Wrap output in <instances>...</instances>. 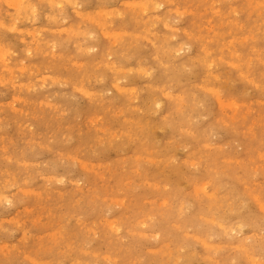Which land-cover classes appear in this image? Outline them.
<instances>
[{
	"label": "rangeland",
	"instance_id": "374dc122",
	"mask_svg": "<svg viewBox=\"0 0 264 264\" xmlns=\"http://www.w3.org/2000/svg\"><path fill=\"white\" fill-rule=\"evenodd\" d=\"M12 1L0 0V264H264V0Z\"/></svg>",
	"mask_w": 264,
	"mask_h": 264
},
{
	"label": "bare ground",
	"instance_id": "6f19581e",
	"mask_svg": "<svg viewBox=\"0 0 264 264\" xmlns=\"http://www.w3.org/2000/svg\"><path fill=\"white\" fill-rule=\"evenodd\" d=\"M13 1H14V0H13ZM13 1H12V4L15 2V1H14V2H13ZM16 1H18V0H16ZM27 1H28V0H27ZM40 1H42V0H40ZM43 1L46 2L47 0H46V1L43 0ZM55 1H56V0H55ZM58 1H59V0H57V2H58ZM62 1H63V0H62ZM66 1L68 2V0H66ZM66 1H65V2H66ZM132 1H133V0H132ZM138 1H139V0H138ZM138 1H137V2H138ZM140 1H141V0H140ZM140 1H139V2H140ZM146 1H147V0H145V3H144V1H141V2H143V4H141V5H142V6H144V4L146 5ZM152 1H153V0H152ZM216 1H217V0H216ZM252 1H253V0H252ZM31 2H32V1H31ZM70 2H73V1L70 0ZM70 2H69V3H70ZM74 2H75V1H74ZM74 2H73V3H74ZM127 2H128V1H127ZM153 2H155V1H153ZM169 2H170V1H169ZM173 2H174V1H173ZM248 2H249V1H248ZM250 2H251V1H250ZM22 3H23V2H22ZM22 3H21V4H22ZM39 3H40V2H39ZM49 3H50V2H49ZM59 3H60V2H59ZM62 3H63V2H62ZM62 3H61V5H63ZM251 3H252V2H251ZM260 3H261V1H260ZM56 4H57V3H56ZM75 4H76V3H75ZM75 4H74V5H75ZM127 4H128V3H127ZM130 4H131V3H130ZM147 4H148V3H147ZM158 4H159V2H158ZM158 4H157L156 6L159 7ZM162 4H163V2H162ZM10 5H11V4H10ZM14 5H17V6H18V3L15 2ZM14 5H12V6H14ZM27 5H28V4H27ZM27 5H26V6H27ZM51 5H52V1H51ZM54 5H55V3H54ZM59 5H60V4H59ZM70 5H73V4L70 3ZM79 5H81V4H79ZM103 5H104V4H103ZM137 5H138V7L140 6L139 4H137ZM153 5H154V3H153ZM248 5H249V4H248ZM21 6L24 7L25 4H23V5H21ZM29 6H30V4H29ZM33 6H34V5H33ZM75 6H76V5H75ZM100 6H101V5H100ZM131 6H132V5H131ZM133 6H135V11H136V5H135V3L133 4ZM142 6H141V9H142V8L144 9V7H142ZM146 6H147V5H146ZM149 6H150V5H149ZM258 6H259V5H258ZM14 7L16 8V6H14ZM23 7H21V8H23ZM27 7H28V6H27ZM78 7H79V6H78ZM151 7H152V6H151ZM154 7H155V6H153V8H154ZM160 7H161V5H160ZM160 7H159V8H160ZM255 7H257L256 4H255ZM255 7H254V8H255ZM76 8H77V7H76ZM79 8H80V7H79ZM145 8H146V7H145ZM234 8H235V6H234ZM23 9H25V7H24ZM28 9H29V8H28ZM58 9H59V8H58ZM62 9H64V8H62ZM111 9H112V8H111ZM111 9H110V11H111ZM143 9H142V10H143ZM146 9H147V10H150V9L152 10V8L149 9V7L146 8ZM146 9H145V12H146ZM191 9H192V8H191ZM16 10H17V9H16ZM18 10H20V9H18ZM73 10H74V9H73ZM98 10H99V9H98ZM115 10H116V9H115ZM120 10H121V9H120ZM120 10H118V13H119L120 16H123L124 14H123V12H122V13L119 12ZM131 10H132V9H131ZM155 10H156V9H155ZM218 10H219V9H218ZM232 10H233V9H232ZM32 11H33V10H31V14H32ZM61 11H62V10H61ZM77 11H79V10H77ZM95 11H96V10H95ZM104 11H105V10L103 9V12H104ZM121 11H122V10H121ZM139 11H140V8H139ZM139 11H137V12H139ZM175 11H177V10H175ZM184 11H185V10L179 12V10H178V11H177V14L180 13V15H184V14H182ZM251 11H252V10H250V12H251ZM35 12H36V11H35ZM96 12H97V11H96ZM101 12H102V11H101ZM103 12H102L101 14H103ZM142 12H143V11H142ZM145 12H144V13H145ZM260 12H261V10H260ZM18 13H19V12H18ZM62 13H63V11H62ZM104 13H105V12H104ZM185 13H186V12H185ZM258 13H259V12H258ZM35 14H36V13H35ZM77 14H78V13H77ZM101 14H100V15H101ZM105 14H106V13H105ZM112 14H113V13H112ZM112 14H111V15H112ZM121 14H123V15H121ZM217 14H218V13H217ZM250 14H251V13H250ZM259 14H260V13H259ZM16 15H18V14L16 13ZM16 15H15V17H17ZM28 15H29V14H28ZM33 15H34V13H33ZM142 15H143V14H142ZM180 15L178 14V17H177V18L174 17V18H175V19H178ZM35 16L38 17L37 15H35ZM59 16H60V15H59ZM101 16H102V15H101ZM101 16H99V17H101ZM112 16H113V15H112ZM115 16H117V14H116V15L114 14V17H115ZM11 17H12V16H11ZM30 17H31V16H30ZM36 17H35L33 20H35ZM52 17H53V16H52ZM54 17H55V16H54ZM106 17H107V16H106ZM155 17H156V15H155ZM159 17H160V16H159ZM49 18H50V17H49ZM56 18H58V17H56ZM56 18H52V19H54V21L56 22V20H55ZM102 18H104V17H102ZM18 19H20V18H18ZM59 19H60V18H59ZM63 19H65V18H63ZM85 19H86V18H85ZM112 19H113V18H112ZM112 19H110V20H112ZM179 19H181V18H179ZM210 19H211V18H210ZM20 20H22V19H20ZM36 20H38V19H36ZM61 20H62V19H61ZM83 20H84V19H83ZM99 20H100V19H99ZM158 20H159V18L157 19V21H158ZM14 21H15V20H14ZM63 21L65 22V20H63ZM89 21H90V19H89ZM91 21H92V20H91ZM93 21H94V19H93ZM93 21H92L91 23H93ZM145 21H146V20H145ZM145 21H144V22H145ZM147 21H148V20H147ZM21 22H22V21H21ZM31 22H32V21H31ZM96 22H97V21H96ZM101 22H103V21H101ZM111 22H112V21H111ZM177 22H178V21H177ZM236 22L238 23V21H236ZM79 23H80V22H79ZM79 23H78V24H79ZM0 24H1V23H0ZM80 24H81V23H80ZM158 24H159V23H158ZM241 24H242V23H241ZM17 25H18V24H16V26H17ZM100 25H101V27H104V24H99V23H98V27H100ZM166 25H167V24H166ZM71 26H72V25H70V27H71ZM151 26H153V25H151ZM10 27H12L11 24H10L9 28H10ZM42 27H43V26H42ZM76 27H77V26H76ZM106 27H107V26H106ZM106 27H104V28L106 29ZM153 27H155V26H153ZM209 27H210V26H209ZM15 28H16V27H14V29H13L14 31L17 29V28L15 29ZM43 28H44V27H43ZM61 28H62V27H61ZM71 28H72V27H71ZM149 28H150V27H149ZM178 28H179V27H178ZM10 29H11V28H10ZM10 29H9V30H10ZM40 29H42V28H40ZM40 29H39V30H40ZM66 29H67V28H66ZM66 29H65V30H66ZM101 29H103V28H101ZM172 29H174V27H173ZM175 29H176V28H175ZM211 29H212V28H211ZM50 30H51V29H50ZM70 30H71V29H70ZM70 30H69L68 32H70ZM73 30H74V28H73ZM259 30H260V29H259ZM11 31H12V29H11ZM17 31H18V30H17ZM28 31H29V30H28ZM28 31H27V32H28ZM59 31H60V29H59ZM81 31H82V30H80V33H81ZM85 31H86V30H85ZM85 31H84V32H85ZM88 31H89V30H88ZM88 31H87V32H88ZM102 31L106 32L105 34L107 35V32H108V31H105V30H102ZM123 31H124V30H123ZM146 31H147V30H146ZM146 31H145V32H146ZM162 31H163V30H162ZM30 32H31V31H30ZM33 32H34V31L32 30V34H33ZM38 32H39V31H38ZM41 32H42V31H40V33H41ZM73 32H74V31H73ZM73 32L71 33L72 35H73ZM75 32H76V31H75ZM75 32H74V34L77 35L78 32H76V33H75ZM87 32H86V35H87ZM104 32H103V33H104ZM113 32H114V31H113ZM121 32H122V31H121ZM121 32H120V34H121ZM149 32H152V31H149ZM154 32H155V31H154ZM158 32H159V31H158ZM34 33H36V32H34ZM91 33H92V32H91ZM111 33H112V32H111ZM125 33H126V32H124V34H125ZM162 33H163V32H162ZM177 33H178V32H177ZM189 33H190V32H189ZM67 34H68V33H67ZM89 34H90V33H89ZM89 34H88V35H89ZM93 34H95L94 31H93ZM96 34H97V33H96ZM112 34H113V33H112ZM117 34H119V33H117ZM126 34L128 35V33H126ZM135 34H136V33H134V36H135V39H136L137 34H136V35H135ZM153 34H154V33H153ZM170 34H171V33H170ZM190 34H191V33H190ZM225 34H226V33H225ZM34 35H35V34H34ZM75 35H74V36H75ZM82 35H84V34H82ZM90 35H91V34H90ZM115 35H116V34H115ZM129 35H130V32H129ZM163 35H164V34H163ZM165 35H166V34H165ZM165 35H164V36H165ZM174 35H175V34H174ZM219 35H220V34H219ZM68 36H69V34H68ZM139 36H140V35H138V37H139ZM144 36H146V35H144ZM164 36H163L162 38H164ZM190 36H191V35H190ZM37 37H38V36H37ZM66 37H67V36H66ZM96 37H97V36H95V38H96ZM110 37H111V36H110ZM113 37H114V36H113ZM166 37H167V36H166ZM174 37H175V36H174ZM188 37H189V36H188ZM203 37H204V36H203ZM248 37H249V36H248ZM251 37H253V36H251ZM70 38H71V36H70ZM89 38H90V37H89ZM92 38H93V37H92ZM115 38H116V37H115ZM115 38H114V39H115ZM145 38H146V37H145ZM156 38H157V37H156ZM156 38H154V40H156ZM162 38H160V39H162ZM167 38H168V37H167ZM170 38H171V36H170ZM201 38H202V37H201ZM253 38H254V37H253ZM23 39H24V38H23ZM148 39L150 40V38H146V40H148ZM246 39H247V38H246ZM255 39H256V38H255ZM58 40H59V39H58ZM128 40H129V39H128ZM138 40H139V38H138ZM138 40H137V42H139ZM154 40H153V41H154ZM211 40H213V39L211 38ZM240 40H241V39H240ZM243 40H245V39H243ZM37 41H38V40H37ZM46 41H47V40H45V42H46ZM53 41H54V40H53ZM59 41H60V40H59ZM64 41H65V40H64ZM112 41H114V40H112ZM125 41H127V40H125ZM156 41H157V40H156ZM156 41H155V42H156ZM162 41H163V40H162ZM231 41H232V40H230V42H231ZM235 41H236V40H235ZM38 42H39V41H38ZM85 42H86V41H85ZM155 42H154V43H155ZM232 42H233V41H232ZM232 42H231V44H232ZM154 43H153V44H154ZM162 43H163V42H162ZM51 44H52V43H51ZM134 44H135V43H134ZM229 44H230V43H229ZM55 45H56V44H55ZM184 45H185V44H184ZM3 46H4V44H3ZM131 46H132V45H130V47H131ZM182 46H183V44H182ZM173 47H174V46H173ZM189 47H190V46H189ZM189 47H188V48H189ZM203 47H204V46H203ZM8 48H9V47H8ZM55 48H56V46H55ZM94 48H95V47H94ZM160 48H161V47H160ZM176 48H177V47H176ZM182 48H183V47H182ZM222 48H223V47H222ZM6 49H7V48H6ZM50 49H51V48H50ZM53 49H54V47H53ZM87 49H89V48H87ZM168 49H169V47H168ZM170 49H171V47H170ZM179 49H180V47H179ZM251 49H252V48H251ZM261 49H262V48H261ZM0 50H2V49H0ZM9 50H10V49H9ZM9 50H8V51H9ZM90 50H92V47H91ZM94 50H95V49H94ZM171 50H172V49H171ZM180 50H181V49H180ZM180 50H177L176 53H178V51H180ZM182 50H183V49H182ZM190 50H191V49H190ZM202 50H204V49L202 48ZM213 50H214V49H213ZM254 50H255V49H254ZM4 51H5V50H4ZM11 51H12V50H11ZM28 51L30 52V50H28ZM35 51H36V49H35ZM172 51H173V50H172ZM204 51H205V50H204ZM1 52H2V51H1ZM6 52H7V50H6ZM12 52H13V51H12ZM123 52H124V51H123ZM163 52H164V51H163ZM187 52H188V50H187ZM210 52H211V50H210ZM263 52H264V51H263ZM8 53H9V52H8ZM47 53H48V52H47ZM111 53H112V52H110V55H111ZM171 53H172V52H171ZM205 53H206V52H205ZM207 53H208V52H207ZM1 54H3V52H2ZM28 54H29V53H28ZM131 54H134V53H131ZM166 54H167V53H166ZM232 54H233V53H232ZM30 55H32V54H30ZM110 55H108V57H109ZM134 55H135V54H134ZM175 55H176V54H175ZM175 55L173 56L174 58H175ZM126 56L129 57L130 55H129V56L126 55ZM4 58H5V57H4ZM124 58H126L125 55H124ZM129 58H130V57H129ZM129 58H128V59H129ZM144 58H145V57H144ZM174 58H173V59H174ZM220 58H221V56H220ZM0 59H1V58H0ZM5 59H6V58H5ZM24 59H25V58H24ZM69 59H70V58H69ZM126 59H127V58H126ZM238 59H239V58H238ZM1 60H2V59H1ZM130 60H131V59H130ZM222 60H224V59H222ZM250 60H251V59H250ZM5 61H6V60H5ZM5 61H4V62H5ZM111 61H112V60H111ZM7 62H8V61H7ZM23 62H24V61H23ZM96 62H97V61H96ZM232 62H233V61H232ZM232 62H231V63H232ZM263 62H264V61H263ZM5 63H6V62H5ZM79 63H80V62H79ZM117 63H118V62H117ZM216 63H217V62H216ZM229 63H230V62H229ZM241 63H243V62H241ZM113 64H114V61H113ZM212 64H213V63H212ZM214 64H215V63H214ZM217 64H218V63H217ZM232 64H233V63H232ZM232 64H231V65H232ZM35 65H36V64H35ZM81 65H83V64H81ZM99 65L101 66V64H99ZM99 65H98V66H99ZM105 65L107 66L106 63H105ZM111 65H112V64H111ZM165 65H166V64H165ZM208 65H209V64H208ZM249 65H250V63H249ZM249 65H248V66H249ZM98 66H97V67H98ZM139 66H140V64H139ZM160 66H161V65H160ZM163 66H164V65H163ZM217 66H218V65H217ZM232 66H233V65H232ZM234 66H235V65H234ZM147 67H148V66H147ZM147 67H146V68H147ZM150 67H152V66H150ZM150 67H148V68H150ZM172 67H173V66H172ZM174 67H175V66H174ZM182 67H184V65H182ZM189 67H190V66H189ZM189 67H188V69H189ZM249 67H250V66H249ZM156 68H157V67H156ZM162 68H163V67H162ZM121 69H122V68H121ZM127 69H129V68H127ZM130 69H131V67H130ZM136 69H137V67H136ZM167 69H168V68H167ZM182 69H184V68H182ZM253 69H254V68H253ZM32 70H33V69H32ZM117 70H118V69H117ZM131 70H132V69H131ZM139 70H140L141 72L144 71L143 69H139ZM139 70H138V71H139ZM146 70H147V69H146ZM250 70H251V69H250ZM38 71H39V70H38ZM42 71H43V70H42ZM128 71H130V70H128ZM179 71H180V70H179ZM114 72H115V71H114ZM116 72H117V71H116ZM120 72H122V71H120ZM125 72H126V69H125ZM125 72H124V73H125ZM131 72H132V71H131ZM150 72H151V68H150L149 73H150ZM175 72H176V71H175ZM38 73H39V72H38ZM127 73L129 74V72H126L125 75H126ZM143 73H144V72H143ZM145 73L147 74V71H145ZM149 73H148V74H149ZM21 74H22V73H21ZM47 74H48V73H47ZM146 74H145V75H146ZM174 74H176V73H174ZM42 75H43V74H42ZM44 75H45V74H44ZM125 75H124V77H125ZM150 75H151V74H150ZM177 75H178V74H177ZM179 75H180V74H179ZM190 75H191V73H190ZM215 75H216V74H215ZM0 76H1V75H0ZM3 76H4V75H3ZM9 76H10V75H9ZM46 76H47V75H46ZM48 76H49V75H48ZM44 77H45V76H44ZM150 77H151V76H150ZM205 77H206V76H205ZM258 77H259V76H258ZM260 77H261V76H260ZM3 78H5V76H4ZM40 78H41V77H40ZM99 78H100V77H99ZM126 78H127V77H125V79H126ZM231 78H232V77H231ZM234 78H235V77H234ZM238 78H239V77H238ZM261 78H262V77H261ZM261 78H260V79H261ZM58 79H59V78H58ZM82 79H83V78H82ZM89 79H90V78H89ZM101 79H102V78H101ZM101 79H100V80H101ZM125 79H124V80H125ZM127 79H128V78H127ZM206 79H207V78H206ZM236 79H237V78H236ZM118 80H119V79H118ZM120 80H121V79H120ZM209 80H210V79H209ZM251 80H254V79H251ZM102 81H103V79H102ZM182 81H183V80H182ZM62 82H63V81H62ZM62 82H61V83H62ZM205 82H207V81H205ZM218 82H219V80H218ZM218 82H217V83H218ZM226 82H227V81H226ZM15 83H16V82H15ZM96 83H97V82H96ZM112 83H113V82H112ZM208 83H209V82H208ZM249 83H250V82H249ZM3 84H4V83H3ZM62 84H63V83H62ZM113 84H114V83H113ZM146 84H147V83H146ZM26 85H27V84H26ZM49 85H50V84H49ZM209 85H210V84H209ZM214 85H215V84H214ZM220 85H221V84H220ZM220 85L218 84L219 88L221 87ZM222 85H223V84H222ZM175 86H176V84H175ZM25 87H26V86H25ZM119 87H120V86H119ZM119 87H118V88H119ZM185 87H186V86H185ZM185 87H184V88H185ZM199 87H200V86H199ZM199 87H196V88H199ZM223 87H224V86H223ZM121 88H122V87H121ZM152 88H153V87H152ZM201 88H202V87H201ZM210 88H211V86H210ZM221 88H222V87H221ZM224 88H225V87H224ZM224 88H223V89H224ZM20 89H21V88H20ZM33 89H35V88H33ZM79 89H81V88H79ZM103 89H104V88H103ZM225 89H226V88H225ZM28 90H30V89H28ZM119 90H120V89H119ZM121 90H122V89H121ZM126 90H127V89H126ZM216 90H217V89H215V91H216ZM91 91H92V90H91ZM111 91H112V90H111ZM133 91H134V90H133ZM162 91H163V90H162ZM167 91H169V90H167ZM167 91H166V92H167ZM217 91H218V90H217ZM217 91H216V92H217ZM247 91H248V90H247ZM82 92H83V91H82ZM118 92H119V91H118ZM131 92H132V91H131ZM191 92H192V91H191ZM206 92H207V91H206ZM221 92H222V91H221ZM83 93H84V92H83ZM94 93H95V92H94ZM98 93H99V92H98ZM132 93H133V92H132ZM203 93H204V91H203ZM208 93H209V92H208ZM223 93H224V92H223ZM101 94H102V93H101ZM135 94H136V93H135ZM169 94H170V93H169ZM180 94H181V92H180ZM206 94H207V93H205V95H206ZM209 94H211V93H209ZM209 94H208V95H209ZM215 94H216V93H215ZM219 94H220V93H219ZM89 95H91V92L89 93ZM165 95H166V94H165ZM170 95H171V94H170ZM170 95H168V96H170ZM187 95H188V94H187ZM194 95L196 96L195 93H194ZM205 95H204V98H205ZM217 95H218V93H217ZM7 96H8V95H7ZM86 96H87V95H86ZM166 96H167V95H166ZM172 96H173V95H172ZM185 96H186V95H185ZM198 96H199V95H198ZM206 96H207V95H206ZM89 97H91V96H89ZM180 97L183 98V97H182V94H181ZM180 97H179V98H180ZM209 97H211V96H209ZM209 97H208V98H209ZM221 97H222V96H221ZM50 98H51V97H50ZM154 98H155V97H154ZM157 98H158V97H157ZM157 98H156L155 100H157ZM159 98H160V97H159ZM171 98H172V97H171ZM176 98H177V97H176ZM181 98H180V99H181ZM187 98H188V97H187ZM191 98H193V97H191ZM191 98H190V100H191ZM218 98H219V96H218ZM185 99H186V98H185ZM48 100H49V99H48ZM130 100H131V99H130ZM153 100H154V99H153ZM193 100H194V99H193ZM195 100H196V99H195ZM198 100H199V98H198ZM209 100H211V98H209ZM209 100H208V101H209ZM232 100L234 101V99H232ZM16 101H17V99H16ZM45 101H46V100H45ZM132 101H133V100H132ZM208 101H205V104H206V102H208ZM219 101H220V100H219ZM222 101H223V100H222ZM222 101H221V102H222ZM229 101H230V100H229ZM176 102H177V101H176ZM188 102H190V101H188ZM191 102H193V101H191ZM201 102H202V100H201ZM236 102H237V101H236ZM52 103H53V102H52ZM161 103H162V101H161ZM234 103H235V102H234ZM2 104H3V103H2ZM13 104H14V103H13ZM47 104H49V103H47ZM53 104H54V103H53ZM194 104H195V103H194ZM207 104H209V103H207ZM219 104H220V103H219ZM229 104H231V105H233V106H235V107L237 106V105L232 104L231 102L228 103L227 105H229ZM237 104H238V103H237ZM50 105H51V104H50ZM175 105H177V104H175ZM179 105H180V104H179ZM187 105H188V104H187ZM161 106H162V105H161ZM177 106H178V105H177ZM193 106H194V105H193ZM223 106H224V105H223ZM50 107H52V106H50ZM75 107H76V106H75ZM178 107H179V106H178ZM184 107H185V104H184ZM195 107H196V106H195ZM201 107H202V106H201ZM210 107H211V106H210ZM220 107H221V106H220ZM229 107H230V105H229ZM56 108H57V107H56ZM230 108H231V107H230ZM237 108H238V107H237ZM135 109H137V108H135ZM192 109H193V107H192ZM21 111H22V110H21ZM155 111H156V110H155ZM182 111H183V110H182ZM235 111H236V110H235ZM27 112H28V111H27ZM65 112H66V111H65ZM123 112H124V111H123ZM120 113H121V112H120ZM156 113H157V112H156ZM156 113H155V114H156ZM121 114H122V113H121ZM145 114H147V113H145ZM169 114H170V113H169ZM209 114H210V113H209ZM171 115H172V114H171ZM217 116H218V115H217ZM153 117H154V116H153ZM200 117H201V116H200ZM202 117H203V116H202ZM260 117H261V116H260ZM138 118H139V117H138ZM163 118H164V117H163ZM222 118H223V116H222ZM195 119H196V118H195ZM235 120H236V119H235ZM1 121H2V120H1ZM129 121H130V120H129ZM176 121H177V120H176ZM179 121H180V120H178L177 122L179 123ZM228 121H230V120H228ZM177 122H176V123H177ZM182 122H183V121H182ZM184 122H185V121H184ZM151 123H152V121H151ZM165 123H166V122H165ZM49 124H50V123H49ZM168 124H169V123H168ZM173 124H174V123H173ZM190 124H191V122H190ZM190 124H189V125H190ZM238 124H239V123H238ZM52 125H53V124H52ZM137 125H138V124H137ZM150 125H151V124H150ZM170 125H171V124H170ZM239 125H241V123H240ZM107 126H108V125H107ZM134 126H135V124H134ZM138 126H139V125H138ZM163 126H164V125H162L161 127H163ZM256 126H257V125H256ZM127 127H128V126H127ZM150 127H151V126H150ZM150 127H149V128H150ZM171 127H172V125H171ZM210 127H211V126H210ZM218 127H219V126H218ZM227 127H229V126H227ZM238 127H239V126H238ZM242 127H243V126H242ZM253 127H254V126H253ZM147 128H148V127H147ZM152 128H153V127H152ZM157 128H158V127H157ZM246 128H247V127H245V129H246ZM142 129H143V128H142ZM144 129H145V128H144ZM154 129H155V128H154ZM164 129H165V128H164ZM181 129H183V128H181ZM210 129H211V128H210ZM236 129H237V128H236ZM161 130H162V129H161ZM184 130H185V129H184ZM188 130H189V129H188ZM213 130H214V129H213ZM230 130H231V129H230ZM237 130H238V129H237ZM251 130H252V129H251ZM262 130H263V128H262ZM167 131H169V130H167ZM211 131H212V130H211ZM234 131H235V130H234ZM243 131H244V130H243ZM182 132H183V131H182ZM189 132H190V131H189ZM189 132H188V134H189ZM239 132H240V131H239ZM239 132H238V133H239ZM246 132H247V131H246ZM250 132H251V131H250ZM259 132H261V131H259ZM148 133H149V132H148ZM262 133H264V132H262ZM88 134H89V133H88ZM120 134H121V133H120ZM248 134H250V133L248 132ZM114 135H115V134H114ZM253 135H254V134H253ZM3 136H4V135H3ZM135 136H136V135H135ZM157 136H158V135H157ZM129 137H130V136H129ZM178 137H179V136H178ZM214 137H215V136H214ZM243 137H244V136H243ZM257 137H259V136H257ZM51 139H52V138H51ZM128 139H129V138H128ZM144 140H145V139H144ZM173 140H176V139L174 138ZM179 140H181V139H179ZM245 140H246V139H245ZM247 140H249V139H247ZM254 140H255V139H254ZM132 141H133V140H132ZM170 141H172V140H170ZM255 141H256V140H255ZM32 142H33V141H32ZM209 142H210V141H209ZM209 142H208V143H209ZM240 142H242V141H240ZM263 142H264V140H263ZM170 143H171V142H170ZM174 143H175V142H174ZM211 143H212V141H211ZM238 143H239V142H238ZM244 143H245V141H244ZM244 143H243V144H244ZM249 143H250V142H249ZM124 145H125V144H124ZM182 145H183V143H182ZM187 145H188V144H187ZM241 145H242V143H241ZM241 145L239 144V146H241ZM263 145H264V144H263ZM180 146H181V145H180ZM220 146H221V145H220ZM152 147H153V146H152ZM171 147H174V145L171 146ZM171 147H170V148H171ZM181 147H182V146H181ZM148 148H149V147H148ZM174 148H175V147H174ZM190 148H191V147H190ZM3 149H4V148H3ZM186 149H187V148H186ZM188 149H189V148H188ZM188 149H187V150H188ZM255 149H256V148H255ZM5 150H6V149H5ZM180 150H181V149H180ZM210 150H211V149H210ZM146 151H147V149H146ZM182 151H183V150H182ZM184 151H185V150H184ZM146 153H148V152H146ZM158 153H159V152H158ZM198 153H200V152H198ZM173 154H175V153H173ZM207 154H209V153H207ZM163 155H164V154H163ZM189 155H191V154L189 153ZM141 156H142V155H141ZM146 156H147V155H146ZM70 157H71V156H70ZM165 157H166V156H165ZM186 157H188V156H186ZM6 158H7V157H6ZM9 158H10V157H9ZM74 158H75V157H74ZM74 158H73V159H74ZM140 158H141V157H140ZM177 158H178V157H177ZM137 159H139V158H137ZM164 159H165V158H164ZM200 159H201V158H200ZM10 160H11V159H10ZM77 160H78V159H77ZM81 160H82V159H81ZM119 160H120V159H119ZM166 160H170V159H166ZM166 160H165V161H166ZM171 160H172V159H171ZM178 160H179V159H178ZM228 160H229V159H228ZM165 161H164V162H165ZM175 161H176V160H175ZM179 161H180V160H179ZM179 161H178V162H179ZM80 162H81V161H80ZM80 162H79V163H80ZM90 162H91V161H90ZM169 162H170V161H169ZM180 162H181V161H180ZM183 162H184V161H183ZM191 162H193V161H191ZM19 163H20V162H19ZM27 163H28V162H27ZM62 163H63V162H62ZM91 163H92V162H91ZM172 163H173V162H172ZM189 163H190V162H189ZM192 164H193V163H191V165H192ZM81 165H82V164H81ZM88 165H89V164H88ZM166 165H169V164H166ZM179 165H180V164H179ZM188 165H189V164H188ZM30 166H31V165H30ZM82 166H83V165H82ZM175 166H176V165H175ZM83 167H84V166H83ZM98 167H99V166H98ZM102 167H103V166H102ZM93 168H94V167H93ZM99 168H100V167H99ZM90 169H91V168H90ZM96 170H97V169H96ZM255 170H256V169H255ZM22 171H25V170H22ZM27 171H28V170H27ZM87 171H88V170H87ZM87 171H86V172H87ZM217 171H218V170H217ZM9 172H10V171H9ZM9 172H8V173H9ZM16 172H17V171H16ZM137 172H138V171H137ZM13 173H14V172H13ZM21 173H22V172H21ZM99 173H100V171H99ZM15 174H16V173H15ZM164 174H165V173H164ZM166 174H167V173H166ZM96 175H99V174H96ZM168 175H169V174H168ZM189 175H190V174H189ZM216 175H217V174H216ZM10 176H11V175H10ZM102 177H104V176H102ZM15 178H16V177H15ZM15 178H14V179H15ZM95 178H96V177H95ZM163 178H164V177H163ZM166 178H167V177H166ZM58 179H59V178H58ZM59 180H60V179H59ZM62 180H63V178H62ZM92 180H94V179H92ZM196 180H197V179H196ZM214 181H215V180H214ZM22 182H23V181H22ZM96 182H97V180H96ZM169 182H170V180H169ZM175 182H176V181H175ZM175 182H174V183H175ZM9 183H10V182H9ZM57 183H58V182H57ZM194 183H196V182H194ZM178 184H179V183H178ZM159 185H160V184H159ZM203 185H204V184H203ZM206 185H207V184H206ZM166 186H167V185H166ZM181 186H182V184H181ZM6 188H8V187H6ZM244 188H245V187H244ZM3 189H4V188H3ZM103 190H104V188H103ZM157 190H158V189H157ZM216 190H217V189H216ZM28 191H29V189H28ZM34 191H35V190H34ZM197 192H198V191H197ZM199 192H200V191H199ZM214 192H215V191H214ZM29 194H30V191H29ZM97 194H98V193H97ZM105 194H106V193H105ZM209 194H210V193H209ZM93 195H94V194H93ZM168 195H169V194H168ZM184 195H185V194H184ZM4 196H5V194H4ZM100 196H101V195H100ZM47 197H48V196H47ZM7 199L9 200L8 197H7ZM46 199H47V198H46ZM11 200H12V199H11ZM111 202H112V201H111ZM163 202H164V201H163ZM210 202H211V201H210ZM229 202H230V201H229ZM241 202H243V201H241ZM262 202H263V201H262ZM165 203H166V202H165ZM257 203H258V202H257ZM62 204H63V203H62ZM160 204H161V202H160ZM211 204H212V202H211ZM58 205H59V204H58ZM209 205H210V204H209ZM261 205H262V204H261ZM67 206H68V205H67ZM216 206H217V205H216ZM63 207H64V206H63ZM210 207H211V206H210ZM218 207H219V206H218ZM60 208H61V207H60ZM64 208H65V207H64ZM207 208H208V206H207ZM18 209H19V208H18ZM84 209H85V208H84ZM218 209H219V208H218ZM222 209H223V208H222ZM207 210H208V209H207ZM224 210H225V209H224ZM233 210H234V209H233ZM211 211H212V210H211ZM108 212H109V211H108ZM181 214H182V213H181ZM181 214H180V215H181ZM66 215H67V214H66ZM209 215H210V214H209ZM209 215H208V216H209ZM106 216H108V215H106ZM212 216H213V214H212ZM218 216H219V215H218ZM78 217H79V216H78ZM148 217H149V216H148ZM69 218H70V217H69ZM200 218H201V217H200ZM209 219H210V218H209ZM213 219H214V218H213ZM217 219H218V218H217ZM217 219H216V220H217ZM104 220H107V219H104ZM142 220H143V218H142ZM160 220H161V218H160ZM217 221H218V220H217ZM15 222H16V220H15ZM68 222H69V221H68ZM101 222H102V221H101ZM101 222H100V224H101ZM109 223H110V225H111L112 220H111V222H109ZM136 224H137V223H136ZM145 224H146V223H145ZM221 224H222V222H221ZM237 224H238V223H237ZM2 225H3V224H2ZM2 225H0V226H2ZM112 225H113V224H112ZM96 226H97V225H96ZM235 226H236V225H235ZM2 227H3V226H2ZM177 227H178V226H177ZM220 227H221V226H220ZM229 227H231V226H229ZM112 228H113V227H112ZM116 228H117V227H116ZM222 228H223V227H222ZM224 228H225V229L227 228V230H229L228 227H224ZM231 228H232V227H231ZM117 229H118V228H117ZM5 230H7V228H6ZM9 231H10V230H9ZM117 231H118V230H117ZM225 231H226V230H225ZM210 232H211V231H210ZM229 232H230V231H229ZM140 233H141V232H140ZM251 235H252V233H251ZM25 236H26V234H25ZM62 236H63V235H62ZM145 236H146V235H145ZM200 236H201V235H200ZM205 236H206V235H205ZM234 236H235V235H234ZM197 237H198V236H197ZM207 237H208V236H207ZM207 237H206V238H207ZM254 237H255V236H254ZM152 238H153V237H152ZM199 238H200V237H199ZM199 238H197V239H199ZM203 239H204V238H203ZM210 239H211V237H210ZM91 240H92V239H91ZM215 240H216V239H215ZM256 240H257V239H256ZM197 241H198V240H197ZM216 241H217V240H216ZM245 241H247V239H246ZM55 243H57V242H55ZM55 243H54V245H55ZM68 244H69V243H68ZM219 244H220V243H219ZM228 244H229V243H228ZM242 244H243V243H242ZM250 244H251V243H250ZM238 245H241V243L238 244ZM1 246H3V245H1ZM220 246H221V245H220ZM213 247H214V246H213ZM230 247H231V246H230ZM234 247H235V246H234ZM49 248H50V247H49ZM211 248H212V247H211ZM236 248H237V247H236ZM238 248H239V247H238ZM244 248H245V247H244ZM244 248H242V249H244ZM246 248H247V247H246ZM233 249H234V248H233ZM242 249H241V250H242ZM247 249H248V248H247ZM82 250H84V249H82ZM87 250H88V249H87ZM169 250H170V249H169ZM177 250H178V249H177ZM238 250H240V249H238ZM241 250H240V252H241ZM149 251H150V250H149ZM171 251H172V250H170V252H171ZM252 251H253V246H252ZM57 252H58V251H57ZM243 252H244V251H243ZM243 252H241V253L243 254ZM194 253H195V251H194ZM97 254H98V253H97ZM233 254H234V253H233ZM247 254H248V252H247ZM247 254H246V256H248ZM94 255H95V253H94ZM225 255H226V254H225ZM244 255H245V254H244ZM28 256H29V255H28ZM162 256H163V255H162ZM252 256H255V255H252ZM213 257H214V256H213ZM248 257H249V256H248ZM257 257H258V256H257ZM105 258H106V257H105ZM255 258H256V257H255ZM30 259H31V257H30ZM116 259H117V258H116ZM262 260H263V259H262ZM31 261H32V260H31ZM37 261H38V260H37ZM177 261H178V260H177ZM229 261H230V260H229ZM256 261H257V260H256ZM81 262H82V261H81ZM134 262H135V260H134ZM178 262H179V261H178ZM222 262H223V261H222ZM260 262H261V261H260ZM260 262H259V263H260ZM40 263H41V262H40ZM82 263H83V262H82ZM231 263H232V262H231ZM261 263H262V262H261ZM261 263H260V264H261ZM263 263H264V262H263ZM46 264H47V263H46ZM48 264H51V263H48ZM77 264H78V263H77ZM195 264H196V263H195ZM251 264H252V263H251Z\"/></svg>",
	"mask_w": 264,
	"mask_h": 264
},
{
	"label": "snow or ice",
	"instance_id": "6c2138e0",
	"mask_svg": "<svg viewBox=\"0 0 264 264\" xmlns=\"http://www.w3.org/2000/svg\"><path fill=\"white\" fill-rule=\"evenodd\" d=\"M159 105H157V107H158Z\"/></svg>",
	"mask_w": 264,
	"mask_h": 264
},
{
	"label": "clouds",
	"instance_id": "9594fccd",
	"mask_svg": "<svg viewBox=\"0 0 264 264\" xmlns=\"http://www.w3.org/2000/svg\"><path fill=\"white\" fill-rule=\"evenodd\" d=\"M159 107V106H158ZM10 203V202H9Z\"/></svg>",
	"mask_w": 264,
	"mask_h": 264
}]
</instances>
